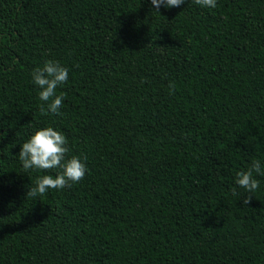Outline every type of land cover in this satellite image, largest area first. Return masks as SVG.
Listing matches in <instances>:
<instances>
[{
    "label": "trees",
    "instance_id": "16d2710c",
    "mask_svg": "<svg viewBox=\"0 0 264 264\" xmlns=\"http://www.w3.org/2000/svg\"><path fill=\"white\" fill-rule=\"evenodd\" d=\"M50 59L59 114L32 79ZM47 126L88 171L36 199L61 170L19 151ZM0 264H264V0H0Z\"/></svg>",
    "mask_w": 264,
    "mask_h": 264
},
{
    "label": "clouds",
    "instance_id": "9594fccd",
    "mask_svg": "<svg viewBox=\"0 0 264 264\" xmlns=\"http://www.w3.org/2000/svg\"><path fill=\"white\" fill-rule=\"evenodd\" d=\"M185 0H151V4L159 12L161 6L165 8L180 7ZM194 3L205 8H215L217 0H194ZM69 70L59 61L47 60L42 68H35L32 79L40 89L39 99L47 103L40 105L42 114H59V109L64 102L63 94L57 95V88L68 80ZM170 91L174 85H169ZM70 151L66 135L51 126L35 131L29 140L24 142L19 151V160L25 170L50 171L60 169L55 176L43 175L36 179L34 186L29 187L27 197L39 198L47 194L49 189H63L71 184L82 181L88 171L87 156L73 155L67 158ZM254 173H261V161L254 160L247 171L237 173L236 185L249 193L244 197L243 204L248 205L251 193L259 188V180L254 178ZM234 187L232 195L240 198L242 193ZM35 199V200H36Z\"/></svg>",
    "mask_w": 264,
    "mask_h": 264
}]
</instances>
